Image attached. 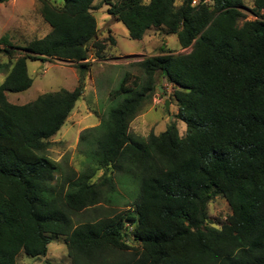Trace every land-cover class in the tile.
Returning a JSON list of instances; mask_svg holds the SVG:
<instances>
[{"label":"trees","instance_id":"obj_1","mask_svg":"<svg viewBox=\"0 0 264 264\" xmlns=\"http://www.w3.org/2000/svg\"><path fill=\"white\" fill-rule=\"evenodd\" d=\"M38 1L51 32L25 48L0 39V54L22 52L0 86V264L45 259L51 236L65 238L71 264H264V0L242 27L244 0ZM104 7L131 39L161 29L191 51L161 48L138 63L142 83L125 74L110 95L123 99L80 135L91 138L95 168L64 176L47 151L85 93L90 59H104L93 15ZM28 60L74 63L79 85L12 104L7 93L33 85ZM161 79L186 133L172 123L137 140L130 125ZM115 172L140 181L132 211L106 205ZM215 197L231 209L221 223L208 213Z\"/></svg>","mask_w":264,"mask_h":264},{"label":"rangeland","instance_id":"obj_2","mask_svg":"<svg viewBox=\"0 0 264 264\" xmlns=\"http://www.w3.org/2000/svg\"><path fill=\"white\" fill-rule=\"evenodd\" d=\"M51 1L58 6L63 3L62 0ZM180 2L181 0H178L177 6ZM254 2L255 0L243 1L239 10L244 18L239 20L238 26L242 27L245 22L258 19L254 12ZM96 4H99V0ZM40 10L41 4L38 0H10L7 3H0V39L7 38L12 46L25 48L33 40L47 36L51 32V27L44 21ZM93 15L97 21L99 39L106 42L104 59H90V69L85 79V93L76 103L64 127L51 139L47 151V155L60 164L64 176H70L73 170L80 175L95 168V147L92 146L91 138L88 141H81L80 135L99 126L109 111L123 99L112 100L110 95L119 86L125 74L130 73L135 78L138 77L142 83L144 77L137 66L138 63L160 55L161 48L171 50L175 54H186L191 51L181 49L177 36L167 35L161 29L149 30L142 40L131 39L125 25L116 21L107 12L106 7L93 11ZM110 38L115 42H111ZM21 53L17 51L13 56L7 53L0 54V86L7 75L6 67L11 68L16 59L21 57ZM27 67L33 85L24 92L7 93V98L12 104L25 105L43 94L61 89L73 91L79 85L80 76L74 63L64 60H55L52 63L28 60ZM158 85L163 92L157 90L152 101L144 106L130 125V134L137 140L147 139L151 133L159 135L172 123L177 124L180 136L186 133V124L175 118L178 107L175 101L171 100L173 92L171 85L165 79H161ZM166 100L171 102L170 113H167L165 107ZM102 175L103 171H98L93 180H98ZM113 178L116 192L110 194L111 204L106 205L120 212L134 210V198L140 194V181L120 172H115ZM208 213L211 220L221 223L231 214V209L225 199L215 197L209 205ZM131 229L129 228V231ZM131 245L136 246L134 243ZM44 262L71 264L64 237L51 236L48 254L41 261L24 253L18 257V264Z\"/></svg>","mask_w":264,"mask_h":264},{"label":"water","instance_id":"obj_3","mask_svg":"<svg viewBox=\"0 0 264 264\" xmlns=\"http://www.w3.org/2000/svg\"><path fill=\"white\" fill-rule=\"evenodd\" d=\"M159 89H160L161 92H163L161 87ZM170 104H171L170 100H166L165 107H166L167 113H170ZM172 118H173V116H171V119ZM39 261H41L40 258H39ZM44 264H45V262H44Z\"/></svg>","mask_w":264,"mask_h":264},{"label":"built area","instance_id":"obj_4","mask_svg":"<svg viewBox=\"0 0 264 264\" xmlns=\"http://www.w3.org/2000/svg\"><path fill=\"white\" fill-rule=\"evenodd\" d=\"M195 3V2H194Z\"/></svg>","mask_w":264,"mask_h":264}]
</instances>
